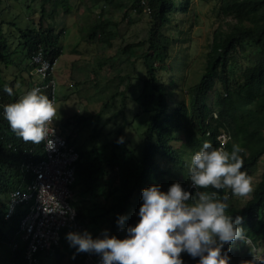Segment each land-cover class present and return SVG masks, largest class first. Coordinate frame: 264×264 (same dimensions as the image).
Instances as JSON below:
<instances>
[{
	"label": "trees",
	"instance_id": "16d2710c",
	"mask_svg": "<svg viewBox=\"0 0 264 264\" xmlns=\"http://www.w3.org/2000/svg\"><path fill=\"white\" fill-rule=\"evenodd\" d=\"M79 1L94 8L101 4L113 5L116 1L119 6L125 5V0ZM190 1L131 0L128 7L139 14L147 13L145 10L148 8L152 19L149 36L123 49L131 53L133 49L145 46L143 62L146 75L142 94L146 95L145 92L150 88L155 95L153 112L144 132L141 155H137L135 149L123 142L117 143L122 126L112 140L94 149H84L77 145V136L63 131L80 155L76 164V180L73 185L75 199L72 204L77 211V220L84 229L86 223L101 221L102 230L107 229L111 234L122 237L124 232L116 224L118 216H127L125 226L135 224L139 219L135 212H138L142 203L141 190L152 183H159L166 190L172 182L179 181L194 191L187 180V162L180 148L174 145L176 142L184 143L191 157L200 149L203 141L208 140L214 147H219L217 138L223 139L225 136L226 150H230L233 142L244 149L241 153L244 160L242 170L250 177L264 160V0H219L218 9L225 22L214 32L203 71L193 85L177 89L173 88V79L169 84L161 74L168 68L167 60L175 41L164 33L163 28L172 26V14L187 11ZM9 2L17 6L5 14L0 11V61L5 64L9 57L8 26L16 27L21 34L30 64L33 53L40 46L47 57L58 59L62 53L60 41L65 31L62 29L56 32L55 16L60 8L65 14L71 13V0H0V7H5ZM20 7L24 8L25 13L39 16L35 27H17L18 22L20 26H28L25 23L28 20L22 17ZM109 25L108 20H100L92 28L90 38L100 35L101 40L108 43ZM30 68L34 69V66L31 64ZM124 78L131 79L129 76ZM124 78H114L120 84L115 83L114 89L107 94L104 109L109 108L118 97L124 98L126 95L129 82L124 81ZM5 85L13 88V95L3 91ZM0 95V106L18 98L13 83L1 81V70ZM122 103L126 104L125 101ZM1 111L2 107L0 264H63L67 258H71L69 264H84L86 253H77L69 246L65 235L53 250L38 251L28 258L27 246L19 227L26 210L18 208L11 217H5L12 192L25 187L34 178L24 167L25 163L30 159L41 160L45 153L42 142L33 144L16 136L3 119ZM124 120L126 123L127 120ZM96 131L93 136L95 140L101 134L100 130ZM164 161L168 163L167 167L162 164ZM200 191L215 193V199L227 196L226 214L242 217V226L251 242L249 247L254 249V254L264 255V169L245 207L234 203L230 189L215 190L209 187ZM97 199H101L102 203L92 202ZM229 247V264H246L251 258L247 245L236 241L231 246L225 245V248ZM181 256L184 264H197L198 257L194 259L183 252Z\"/></svg>",
	"mask_w": 264,
	"mask_h": 264
},
{
	"label": "rangeland",
	"instance_id": "374dc122",
	"mask_svg": "<svg viewBox=\"0 0 264 264\" xmlns=\"http://www.w3.org/2000/svg\"><path fill=\"white\" fill-rule=\"evenodd\" d=\"M71 3V13L65 14L60 8L55 16L56 32L62 29L65 31L60 41L62 53L55 70L58 125L66 128V134L77 136V145L84 149L99 148L112 140L122 126L120 137H123V143L135 149L140 156L155 95L150 88L145 92L146 95L142 94L146 75L143 62L145 46L133 49L131 53L123 49L126 45L144 41L149 36L152 19L148 12L139 14L129 10L131 0H125L124 6H119L116 1L113 5L101 4L96 8L79 0H71ZM218 4L219 0H191L187 11L172 14V26L163 28L165 34L175 39L171 46V56L167 60L168 68L161 73L167 83L174 80L173 88L193 85L203 71L214 32L225 22ZM103 19L110 24L108 43L103 42L100 35L90 38L92 28ZM35 22L38 23V18ZM25 23L28 26H20L18 22L17 27H35L28 21ZM8 28L10 52L6 66H2L0 62V69H3L1 81L11 84L13 76L19 74L16 76L19 77L17 90L22 95L21 79L29 78L27 72L24 76L19 72L27 64L26 50L19 31L14 27ZM116 76L131 77L127 80L124 78V81L129 82L126 95L124 98L118 97L109 108L104 109L107 94L114 89L115 83H119L114 80ZM124 119L127 120L126 123ZM95 129L101 131L97 140L93 138L97 132ZM174 145L180 148L181 155L188 162L190 155L185 144L176 142ZM162 164L167 167L168 163L164 161ZM263 169L264 160L251 174L252 191ZM252 191L246 196L233 195L232 200L236 205L245 207ZM92 202L102 203L101 199ZM135 214L137 215L136 212ZM85 227L93 236L102 232L101 221L86 223ZM70 259H65L63 264H69Z\"/></svg>",
	"mask_w": 264,
	"mask_h": 264
},
{
	"label": "clouds",
	"instance_id": "9594fccd",
	"mask_svg": "<svg viewBox=\"0 0 264 264\" xmlns=\"http://www.w3.org/2000/svg\"><path fill=\"white\" fill-rule=\"evenodd\" d=\"M3 91L13 95L7 85ZM2 116L12 132L25 142L55 148L49 125L56 115L53 100L37 87L27 90L16 100L2 106ZM214 147L208 140L194 152L187 162L190 191L179 181L167 189L152 183L141 190L135 224L125 226L126 215H119L117 226L121 237L107 229L93 236L88 230L66 233V240L77 253L96 254L100 264H184L181 253L197 258V264H229V248L234 242L250 246L240 215L226 214L227 196L215 199V193L200 191L209 187L231 190L234 196H246L252 191L251 177L242 170L244 149L232 143L230 150ZM123 142V137L117 143ZM26 244V243H25ZM246 264H264V255L254 254Z\"/></svg>",
	"mask_w": 264,
	"mask_h": 264
},
{
	"label": "built area",
	"instance_id": "2783aa9c",
	"mask_svg": "<svg viewBox=\"0 0 264 264\" xmlns=\"http://www.w3.org/2000/svg\"><path fill=\"white\" fill-rule=\"evenodd\" d=\"M145 11L148 12L149 9L146 8ZM57 63L58 59L47 57L40 46L31 58L38 80L27 89L39 88L53 100L55 107L58 91L55 79ZM49 128L50 134L53 130L51 139L55 148L47 149L42 141L44 158L38 161L30 159L25 163L24 167L34 178L25 187L12 192L9 211L5 216L8 219L18 208L26 210L19 227L27 246L28 258L38 251L53 250L62 240V236L66 237L69 231L85 230L77 220V211L72 204L75 199L73 185L79 152L63 134L67 130L58 125L57 113ZM223 139L225 141L226 137L223 136ZM83 263L100 264V258L96 254L86 253Z\"/></svg>",
	"mask_w": 264,
	"mask_h": 264
},
{
	"label": "crops",
	"instance_id": "0c3cea01",
	"mask_svg": "<svg viewBox=\"0 0 264 264\" xmlns=\"http://www.w3.org/2000/svg\"><path fill=\"white\" fill-rule=\"evenodd\" d=\"M17 6V4L16 3H13V2H9V3H7L6 5H5V7H0V11H2L4 14L5 13H7L8 11H10V10H13V8H15ZM25 7H26V5H24ZM21 8V15H22V17L25 19V20H28L30 23H33V25H35V24H37L36 22H35V20L37 19V18H39V16L38 15H30V14H28V13H25L24 11V8H22V7H20ZM15 10V9H14ZM20 11V10H19ZM61 26V25H60ZM6 27V26H5ZM8 27H14V26H8ZM8 27H7V29H8ZM16 28V27H15ZM8 31V30H7ZM1 62V61H0ZM1 65L2 66H6V64H4V63H2L1 62ZM31 67V64H30V59L29 58H27V64L24 66V67H22V68H20V70H19V72L21 71V73L23 74V76H24V74L27 72L28 73V76H29V78H26V77H24V79L22 78L21 79V86H22V88L20 89V91L24 94L25 93V91L30 87V86H32L34 83H35V81H37L38 80V78L36 77L37 75H36V73H35V70L34 69H31L30 68ZM0 70H3V69H0ZM4 72V71H3ZM36 75V76H35ZM16 76H19V74H16V75H14L13 76V79H12V83H13V85L15 86V89L17 90V83H18V78L16 77ZM17 93H18V97L20 96V94H19V92H18V90H17ZM21 93V94H22ZM59 116V115H58ZM58 123V122H57ZM59 124V123H58ZM64 124V123H63ZM60 125V124H59ZM8 201V200H7Z\"/></svg>",
	"mask_w": 264,
	"mask_h": 264
}]
</instances>
